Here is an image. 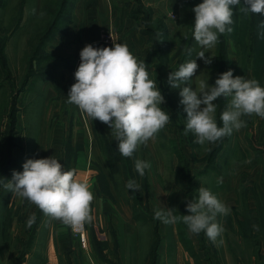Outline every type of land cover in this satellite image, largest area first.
<instances>
[{
	"label": "crops",
	"instance_id": "crops-1",
	"mask_svg": "<svg viewBox=\"0 0 264 264\" xmlns=\"http://www.w3.org/2000/svg\"><path fill=\"white\" fill-rule=\"evenodd\" d=\"M140 19L141 15H130L124 8L115 12L104 0L90 1L83 4L82 9H78V5L73 8L72 23L68 31L58 33L52 39L53 45L61 47L60 50L65 54H72V63L77 70L81 63V50L88 44L95 46L102 29L113 28L118 33L120 42L127 43L133 54L146 62L147 70L154 69L157 44L143 32L144 25ZM150 78L156 80L157 86L162 90L158 84L163 82L156 77ZM49 83L48 102H53L59 93L64 101L68 100L67 95L74 79L62 78ZM161 107L169 113L172 120L157 134L154 141L149 140L147 145L140 147L146 149L142 160L150 162L151 167L152 160L147 156L149 149L157 155L156 166L160 163L166 165L163 158L166 159L168 151L175 155V180L181 186V191H185L182 192L185 199L175 204L170 198L168 208H173L178 217L174 224H164L154 219L155 211H152L149 201L153 190V170L146 169L144 176H140L135 169V161L139 158L136 151L132 157H123L118 150V141L107 124L101 121L97 125L92 124L91 119L86 118L78 106L73 104L75 116L83 119L73 126L58 128L54 136L55 146H58H54V150L65 170L76 169L82 178L89 180L95 195L92 203L94 218L87 224L88 243L82 248L85 252L90 249L83 257H90L91 260H84L83 264H172L174 261H184L183 259L189 264H264V172L260 179L257 176L254 180L241 174L236 190L227 188L225 179L228 175H220L217 170L220 159L228 161L230 154L237 153L236 145L232 146L231 135L217 141L216 146L219 145L220 149L212 162L207 160L209 149L207 155L198 158L206 164L199 171V165H196L199 161L194 159L197 156L194 152L197 150L194 135L185 134L177 125L178 115L175 110L163 105ZM64 109L66 113L68 108L65 106ZM245 136L247 154L251 158L263 159L264 138L257 140L253 137L251 126L246 127ZM251 138L256 141V147L252 145ZM40 141L39 147H42L44 143L43 140ZM180 154L185 156L189 165V179L177 172L181 164ZM246 158L248 159L244 152L243 159L235 162V165L244 166ZM211 172L223 176L224 183L218 190L219 197L230 207V213L221 222L224 228L223 238L217 240V243L207 239L205 232L192 233L182 221V208L187 207L190 196L186 187L188 182L192 186L193 199H198L197 182L200 176L211 175ZM129 180L138 181V184L141 182L142 191L127 189ZM145 182L148 185L146 188ZM141 197L144 198V203L140 201L141 205L135 208L136 200ZM164 206L167 207L166 204ZM38 216V225L35 222V232L29 240L28 249L23 252V264L27 263L29 257H35V264H80V256L76 252L75 256L70 253L71 249L74 250L72 244L77 245V241L80 243L70 226L45 214L39 213ZM253 225H258L259 230ZM155 228L159 240L153 261ZM39 241L43 242L45 249L37 251ZM34 243L35 252L32 249Z\"/></svg>",
	"mask_w": 264,
	"mask_h": 264
},
{
	"label": "rangeland",
	"instance_id": "rangeland-1",
	"mask_svg": "<svg viewBox=\"0 0 264 264\" xmlns=\"http://www.w3.org/2000/svg\"><path fill=\"white\" fill-rule=\"evenodd\" d=\"M90 1L97 0H74L73 8L75 9L78 5V9H82L83 4L86 5ZM104 1L115 12L124 8L130 15L136 17L141 15L140 22L143 20V14L139 11L140 6L144 7L148 13L152 12L154 17L160 16L166 20L168 31H170L166 40L163 41L164 44H167L162 46V50H167L162 60L161 68L164 72L161 92L165 97V102L162 105L177 112V125L185 132L187 113L184 111V105L180 103L182 99L179 94L181 89L171 87L168 81L169 74L175 71L182 58L185 59L189 46L190 54L188 53L186 61L196 59L197 54L201 51L206 52L205 56L212 57L211 64H205L203 59L197 58L199 68L189 82L193 88H196L201 80H208L209 85H214L217 76L221 73L217 57L218 43L211 50L201 48L195 41L194 36H192V42L184 43L191 29L188 3L192 5L196 3V0ZM43 2L45 0H7L6 6L0 8V43L8 41L4 51H1L3 53L0 52V264H23V252L28 249L29 240L35 232V224L37 223L38 225V221H35L36 223L28 227L26 221L33 213L36 215V220L39 217V213L44 214L26 199L13 196V193L8 191L4 185L8 180L12 179L14 171H23V164L28 159L47 158L52 155L58 158L56 150H54V136L59 130L58 128L64 125L73 126L83 119L75 116L73 104L68 103V100L64 101L61 93L58 94L53 102H48L47 88L50 84L49 82L70 78L74 79L75 83L76 66L72 63V54L63 53L60 50L61 47L53 45L52 40L45 43V46L39 50L41 58L35 61L33 45H35L38 34L44 29L49 19V15L43 9ZM198 2L202 3L203 0H198ZM22 6L23 16L20 17ZM71 23L72 13L71 20L67 21L59 33H66ZM233 30L232 32H238V34L235 36L230 35V44L228 45L229 62L226 66L228 68L226 71L229 69L233 70L234 77L239 75L245 76L246 79L254 78L264 86V56L262 59H250L248 50L244 46V31L241 27H234ZM260 38L262 40L259 33L256 36V40H260ZM158 51L159 47L157 45V54L156 58H154L155 68L148 69V72H151L149 73L150 76L156 78L159 76L156 68L159 62ZM31 63L33 64L31 65ZM223 98L221 97L214 101L217 104L216 114L221 108L224 107L226 109L229 103L230 98H225L224 100ZM65 106L68 108L66 113ZM242 119L246 121L247 126H251V135L257 140H263L264 119L257 115L243 116ZM91 123L97 125L99 120L91 119ZM246 127L239 131L234 130L231 135L232 146L236 145L237 153L230 154L228 161L223 158L220 159L218 165L217 172L220 171V175H228L226 176L225 184L231 191L236 190L241 174H246L249 179L254 180L257 176L260 179L264 172V156L263 159H255L247 154L245 145ZM187 135L191 136L194 134L188 132ZM194 138L195 142V135ZM40 140H43L44 143L42 147H39ZM216 145L217 142L214 144L207 142L203 145L195 144L197 150L194 152L197 156H194V159L199 162L197 164L194 162L199 165V171L206 164L202 163L198 158H201L204 154L207 155V150H211ZM57 147L55 146V148ZM145 150L138 146L136 150V154L139 156L138 159L143 158ZM244 152L248 157L246 161L251 159V163H247L246 166L245 162L244 166L235 165V162L237 163L240 159H243ZM167 153L166 159L163 158V161H166V165L160 163V165L157 164L156 166L157 155L154 151L148 150L147 156L149 160H152L153 166L151 169L154 177L152 195L149 197L153 208L152 211L162 208L165 204L169 207L170 198L175 204L185 199L182 195L185 191H181V186L175 180V155L169 151ZM213 172L216 173V171ZM160 175H162V178H160ZM220 175L212 172L211 175H202L197 183L199 188L201 186L210 188L221 200L218 190L223 184L218 183V179L223 178V176ZM246 182L250 183V181ZM139 185H141V182ZM165 192L169 194L165 195ZM143 200L144 198L141 197L140 201ZM9 203L12 204L9 205ZM224 217L223 215H218L217 219L220 224H222ZM223 235L224 232L217 240L222 239ZM205 237L208 239L207 236ZM37 244H39L37 251L45 249L42 241ZM72 246L74 250L71 249V256L73 254L75 256L76 252L80 256V264H83L84 260L90 262V257H83V254L89 252L90 249L85 252L82 249L84 247L78 241L77 245L73 243ZM32 249L35 252V243ZM183 260L174 261L172 264H189L186 259ZM35 263H37L35 257H29L26 264Z\"/></svg>",
	"mask_w": 264,
	"mask_h": 264
},
{
	"label": "clouds",
	"instance_id": "clouds-1",
	"mask_svg": "<svg viewBox=\"0 0 264 264\" xmlns=\"http://www.w3.org/2000/svg\"><path fill=\"white\" fill-rule=\"evenodd\" d=\"M241 0H203L193 9L195 12L194 39L203 49L211 50L222 34L231 33L234 23V7ZM239 11L244 14L264 15V0H243ZM264 30V20L259 24ZM264 38V31L260 33ZM114 47L86 45L80 53L81 63L75 72L76 82L71 86L68 103L75 104L86 118L99 120L111 128L118 141V150L123 157H132L140 145L154 141L157 134L172 120L161 105L165 97L157 81L150 78L146 62L138 59L127 43L117 42L111 35ZM162 41V40H161ZM204 51L197 54L205 64L212 63V57ZM190 54V51H189ZM197 58L182 63L178 70L169 74L172 88H179L180 103L187 113L185 134L191 132L196 143H216L233 131L246 127L243 116L257 115L264 119V86L256 79L233 76L229 69L220 74L214 85L201 80L196 88L189 83L199 65ZM187 85L183 86L182 85ZM230 98L220 119L216 120L218 98ZM203 105V107H202ZM251 163V159L245 161ZM151 168V163L142 159L135 161L140 176ZM223 178L218 179L222 183ZM4 187L38 207L45 215L58 220L73 230L81 229L93 220L92 203L94 192L89 180L82 178L76 169L65 170V166L54 155L47 158L28 159L23 171H14L11 180ZM127 189L142 191L135 180H129ZM198 199L187 203L190 214L182 221L194 234L205 232L213 243L224 232L218 215L226 216L230 207L222 202L208 187L198 189ZM165 192V195H168ZM154 219L164 224H174L178 217L173 208H158ZM36 221L33 213L26 224L31 227ZM259 230L258 225H253ZM223 243L222 240L219 241Z\"/></svg>",
	"mask_w": 264,
	"mask_h": 264
},
{
	"label": "trees",
	"instance_id": "trees-1",
	"mask_svg": "<svg viewBox=\"0 0 264 264\" xmlns=\"http://www.w3.org/2000/svg\"><path fill=\"white\" fill-rule=\"evenodd\" d=\"M7 4V0H0V8H4ZM44 4V11L49 15V19L47 21L46 26L44 27V29L38 34L37 39L35 41V45H33V49H34V54H35V61H38L41 57H40V49L43 48L45 46V43L51 41L52 39L55 38V36L62 31V27L67 23V21L71 20V13L74 7V0H51V1H47L45 0V2H43ZM199 2L198 0H196V3H193L192 5L190 3H188L189 6V12H190V33L188 34L189 36L186 37V39L184 40V43L186 42H192L193 41V37L194 36V22H195V12L193 11L194 7L196 5H198ZM142 5V4H141ZM243 6V0H241V5L235 6L234 7V24L233 27H241V29L244 31V46L245 48L248 50V57L250 59H262L264 56V38H260V40H256V36L259 35V33H261V31H264L262 29L259 28V24L262 20H264V15H257V14H244L241 13L239 11V8ZM139 11L143 14V20L142 23L144 25V29L143 32L147 35H149V37H151V39H153V41L155 43H157L158 47H159V62L156 65V68L158 69L159 72V76H157V79H160V81H164V78L162 77L164 75L162 68V60L164 59L167 50H162V46L166 45L164 44L163 41L166 40V38L168 37L169 31H168V25L167 22L164 18L157 16L154 17L153 13L150 12L148 13L144 7L140 6ZM20 17L23 16V6L20 9ZM70 17V18H69ZM240 29V28H237ZM234 31V30H233ZM238 32H231V33H226V34H222L219 37V42H218V46H217V57L219 60V64H220V71L221 73L225 72L226 69H228L226 66L228 65L229 62V54H228V45L230 44V35H237ZM162 40V41H161ZM8 42V41H7ZM7 42L4 43H0V52L4 51ZM167 47V46H166ZM187 51L189 53L190 51V46L187 48ZM3 53V52H1ZM188 53L185 54V59H181L180 64L177 66V68L175 70L179 69V66L182 63L187 62L186 59L188 58ZM33 62V60H32ZM33 63H31L32 65ZM162 70V71H161ZM220 73V74H221ZM219 74V76H220ZM217 76V78L219 77ZM216 78V79H217ZM215 84V82H214ZM160 87H162V84L160 82V84H158ZM225 98H223L224 100ZM226 101V100H225ZM224 101V102H225ZM223 102V103H224ZM225 105V104H224ZM225 110V108H221L217 114H216V120L218 123V126H222V120L220 119L222 112ZM251 143L254 147H256V141L254 139L251 138ZM264 147V145H263ZM220 149V146H216L213 149H211L209 151V155L207 157V160L212 162V159L214 158V156L218 153ZM110 151V149H109ZM180 162L181 164L178 167V174H180L181 176L185 177L186 179L190 178V168L189 165L186 163V158L184 155L180 154ZM208 167V166H207ZM147 182H145V188L148 186L146 184ZM186 186V185H185ZM187 189L189 190V201L191 199H193L194 195L192 194V186L191 183L188 182L187 184ZM137 205H141L140 199L138 198L135 202V208ZM183 214L182 215H187L190 214L187 211V207H183ZM39 219V217L37 218V220ZM159 240V235L158 232L155 228V241L153 244V250H152V259L153 261L155 260V255H156V251L155 248L157 246Z\"/></svg>",
	"mask_w": 264,
	"mask_h": 264
},
{
	"label": "built area",
	"instance_id": "built-area-1",
	"mask_svg": "<svg viewBox=\"0 0 264 264\" xmlns=\"http://www.w3.org/2000/svg\"><path fill=\"white\" fill-rule=\"evenodd\" d=\"M111 35L116 39L117 42H120V38L118 36V33L113 29H102L99 35V40L96 42L94 47H114V42L111 38ZM72 233L78 238L80 243L82 244L83 247L87 246L88 243V228L87 224L83 226L81 229L73 230L70 227Z\"/></svg>",
	"mask_w": 264,
	"mask_h": 264
}]
</instances>
